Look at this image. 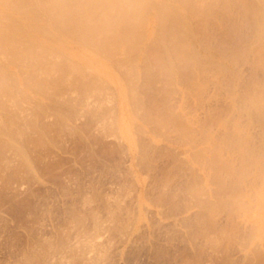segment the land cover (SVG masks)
<instances>
[{
  "label": "rangeland",
  "instance_id": "obj_1",
  "mask_svg": "<svg viewBox=\"0 0 264 264\" xmlns=\"http://www.w3.org/2000/svg\"><path fill=\"white\" fill-rule=\"evenodd\" d=\"M257 43L254 44L258 47ZM146 45L145 48H150L152 42ZM132 68L139 73L135 87L129 86V89L136 91L149 118H162L166 127L157 128L143 120L141 107H137L138 114L129 106L131 103L126 108L136 114L131 112V117H127L120 101L99 87V93L93 92L96 91L93 87L87 90V111L79 107L81 93L68 86L71 83L62 91L35 98L27 96L22 88L14 89L9 97V115L0 131V176L3 177L0 252L5 257L10 254L19 228L31 223L29 218L34 216L43 218L46 235L59 242L54 259L63 264H99L107 257L104 247L94 242L95 218L89 216L85 231L75 221L83 179L94 177L93 186L98 184L102 189L92 212L106 220L120 204L124 213L149 212L152 205L148 200L155 203L159 192L149 191L145 200H141L136 185L141 182L142 174L153 172L170 178L179 199L150 212L152 229H145L131 259L140 264H264V250L258 243L248 251V242L259 236V227L250 218L251 212L254 210L259 216L263 209L256 203L253 191L250 187L220 190L210 178L213 172L198 165L196 155L203 151L202 140H191L180 135L177 129L190 121V131L197 135L211 121L210 132L215 138L221 137L224 131L221 118L231 119L235 113L233 106L223 102V93L218 90L221 88L217 85L216 89V84H210L209 78L204 77L202 93L189 95L185 92L189 89H186L187 82L192 83L189 79L196 77L195 74L177 75L172 84L162 82L144 73V55L126 63L125 73L128 69L131 73ZM141 70L145 75H140ZM114 82L117 87L125 83L119 78ZM117 104L122 118L140 122L135 135L127 128L128 137L122 130L119 134L93 137V129L106 124V118ZM238 121L247 130L252 147H259L263 129L260 123L250 121L249 124L244 114ZM161 138L166 141L163 148L153 151L151 146ZM24 176L28 177V186L21 192ZM225 176L222 172L223 185L229 188L231 180ZM105 197H113L116 203L109 204ZM46 209L50 210L47 216ZM234 226L236 232L232 231ZM61 228L69 234L60 233ZM233 239L240 243H230Z\"/></svg>",
  "mask_w": 264,
  "mask_h": 264
},
{
  "label": "clouds",
  "instance_id": "obj_2",
  "mask_svg": "<svg viewBox=\"0 0 264 264\" xmlns=\"http://www.w3.org/2000/svg\"><path fill=\"white\" fill-rule=\"evenodd\" d=\"M148 37L153 43L145 48ZM138 48H144L149 76L162 82L177 75L208 77L210 84L222 85L226 105L256 108L264 117V0H0V131L17 81L34 98L71 83L80 90L79 107L84 111L90 87L102 88L120 101L121 90L114 81L126 80L124 65L133 61ZM67 67L72 73L65 78ZM139 124L122 118L117 104L106 124L93 129V137L119 134L124 128L135 135ZM165 143L161 138L151 147L156 151ZM23 180L21 192L28 186V177ZM93 181L94 177L83 179L76 226L85 231L89 216L95 218L94 242L104 247L107 257L99 264H140L131 256L145 229H152L150 212L166 202L177 203L174 183L164 175L142 174L136 185L140 199L145 200L149 191L159 192L155 203L148 200L149 212L124 213L120 204L101 220L92 212L102 191ZM105 199L116 203L113 197ZM49 214L46 209L44 215ZM29 219L31 223L19 228L10 254L0 252V264H63L53 258L60 245L46 235L43 218ZM59 231L69 234L67 229ZM232 231H237L235 226ZM257 243L264 250V212L259 236L248 242V251Z\"/></svg>",
  "mask_w": 264,
  "mask_h": 264
},
{
  "label": "bare ground",
  "instance_id": "obj_3",
  "mask_svg": "<svg viewBox=\"0 0 264 264\" xmlns=\"http://www.w3.org/2000/svg\"><path fill=\"white\" fill-rule=\"evenodd\" d=\"M221 27V25H220ZM220 30V29H219ZM257 36V39H254L255 42H259V36ZM256 38V37H255ZM152 42V39L150 37L145 39V45L148 42ZM254 42V43H255ZM259 43H257L256 45H258ZM149 46V44H148ZM147 47V45L145 46ZM255 55H258L259 53V46H255ZM144 55V48H138L136 50V54L134 59H138L140 57H143ZM142 59V58H141ZM137 61V60H134ZM135 69H131V73H129L130 69L126 70L128 76L127 81L125 80L124 82H127V85L125 83L123 85H118V88L121 90V99H120V106L121 109L123 110V113L126 114L127 112V117L130 116L131 114L135 115L137 112L138 114L140 113L139 111L141 110L142 113L141 117L143 120L144 118L149 122L153 123L157 128H163L167 126L166 121H164L162 118H154L151 119L149 118V116L147 115V113L145 112V110L142 109V106L140 105V99L136 96V91L133 89H129V86H134L135 83V77L138 76V73L135 71H133ZM143 70V69H142ZM142 70L140 71V73H143ZM125 72V71H124ZM65 73H66V77L70 76L72 73V69L70 67H67L65 69ZM145 73V70H144ZM140 74L141 76L145 75V74ZM196 77H193L191 79H189L192 83H189V86L186 88L188 89L189 95H193V94H197V93H202L204 86H205V79H207L204 76H201L199 74H195ZM138 78V77H137ZM178 79V78H177ZM193 79V80H192ZM195 79V80H194ZM204 80V81H203ZM118 81V80H117ZM175 81V80H173ZM171 80V82H173ZM180 81V80H179ZM119 82V81H118ZM117 82V83H118ZM123 82V81H122ZM137 82V80L135 81ZM139 82V81H138ZM168 82V83H171ZM205 82V83H204ZM115 83V82H114ZM140 83V82H139ZM172 84V83H171ZM186 84V86L188 85ZM126 85V86H125ZM68 86H71L68 85ZM73 86H71L72 88ZM135 87V86H134ZM137 87V85H136ZM219 88H222L221 86L218 85ZM217 85H216V89H218ZM13 88L15 90H20L21 89V85L20 83L17 81L13 84ZM75 88V87H74ZM91 88V87H90ZM132 88V87H131ZM77 89V88H76ZM93 89H95L96 91L93 92H97L98 87H93ZM185 89V90H186ZM220 90V89H218ZM77 91V90H75ZM184 91V90H183ZM21 92L23 93V91L21 90ZM18 92V93H21ZM134 92V94H133ZM185 92H183L185 95ZM22 97L24 98L23 95H25V99H26V94H22ZM99 93V92H97ZM97 93L95 95H97ZM12 95V94H11ZM10 95V96H11ZM187 95V93H186ZM27 96L28 93H27ZM88 96V94H87ZM28 99V98H27ZM14 103V102H13ZM130 104L129 106L131 107V109L136 110L135 112L130 111L129 108L127 107V104ZM142 104V103H141ZM132 105V106H131ZM134 107V108H133ZM138 109H141L138 111ZM136 108V109H135ZM233 108V113H234V117L231 119H226V118H221L218 120L222 121L221 123V127H223L222 129H224L222 136L215 138L212 133L210 132V128L208 126V124H210V122L207 125H204V127H201L199 130V134L198 137H196L197 135H195L193 132L190 131V125L192 124L190 121H185L184 125L181 126L178 129V133L182 136H186L187 138H191L196 140H202L203 143V151L200 153L199 151V156L198 154L196 155V158L198 161L200 166L204 167V168H208L209 170H211L213 173L211 174L210 178L218 185L219 189H229L231 191H235L239 188H243V187H250L251 190L253 191V194L255 196V201L258 205H261L263 207L262 212H264V117L261 116V113L259 112L258 109L256 108H247V109H238V108ZM231 109V108H229ZM133 112V113H131ZM124 114V115H125ZM244 114L247 116L249 124H251V122H256V123H260L261 127H263L262 129V133H261V144L259 145V147H252L251 141H250V137L247 134V130L241 126V124L239 123V116L241 117V115ZM126 116V115H125ZM137 116V115H136ZM160 116V115H159ZM138 117V116H137ZM124 118V116H123ZM125 119V118H124ZM238 119V120H237ZM251 121V122H250ZM146 123V121H143ZM220 124V122H219ZM142 128V125L141 127ZM139 128V131H143L142 129ZM123 134L128 137V130L127 128L122 129ZM195 158V161H196ZM195 163V162H194ZM201 163V164H200ZM192 166V165H191ZM225 172L227 179L231 180L230 181V185L229 188L228 187H224L223 185V181L221 178V173ZM227 180V181H228ZM261 207V208H262ZM257 216V214H255L254 210L251 212V219H254L255 222L257 223L259 229H258V233L260 231V216Z\"/></svg>",
  "mask_w": 264,
  "mask_h": 264
}]
</instances>
